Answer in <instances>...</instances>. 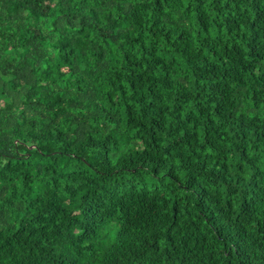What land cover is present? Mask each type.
Listing matches in <instances>:
<instances>
[{
  "label": "trees",
  "instance_id": "trees-1",
  "mask_svg": "<svg viewBox=\"0 0 264 264\" xmlns=\"http://www.w3.org/2000/svg\"><path fill=\"white\" fill-rule=\"evenodd\" d=\"M0 264H264V0H0Z\"/></svg>",
  "mask_w": 264,
  "mask_h": 264
}]
</instances>
